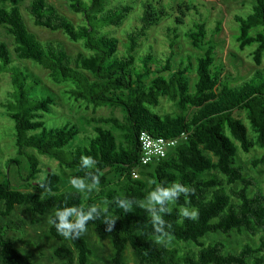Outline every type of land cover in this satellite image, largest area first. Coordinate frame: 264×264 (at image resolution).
Returning a JSON list of instances; mask_svg holds the SVG:
<instances>
[{
    "label": "trees",
    "instance_id": "obj_1",
    "mask_svg": "<svg viewBox=\"0 0 264 264\" xmlns=\"http://www.w3.org/2000/svg\"><path fill=\"white\" fill-rule=\"evenodd\" d=\"M25 1L0 0V27L13 37L16 59L48 71L51 81L57 85L69 84L67 94L84 103L87 109L121 108L126 112L127 124L122 126L114 118H92V123L123 128L125 145L118 143L112 131L98 127L87 147L69 149L80 135L78 126L70 122L61 127L46 126L43 120L56 105L55 98L51 95L33 98L38 83L30 84L26 71L13 67L10 49L0 43V75L10 67L15 69L8 116L14 122L18 153L23 155L24 149L33 150L56 160L63 168L77 169L71 177H84L93 172L100 179L97 198L86 201L80 192L63 191L62 179L57 173L49 172L39 179L43 172L34 155H26L30 169L26 180L33 181L29 184L31 192L3 183L4 173L0 170V203L4 206L0 211V264H37L18 248L12 235L22 233L25 227L22 221L10 220L18 207L33 217H45L57 208L83 206L87 209L92 205L101 211L96 219L88 222L86 229L92 228L100 236L111 238L114 255L110 264H125L128 248L138 264H264V234L259 246L247 243L237 254L228 251L223 242L208 246L203 242L211 234L230 236L237 232L256 237L259 230L264 231V190L255 178L246 175L237 160L239 149L244 154H250L255 147L264 151V74L259 72L254 80L240 87L224 80V65L216 61L217 44L209 39L208 24L202 18L186 35L192 46L203 52L196 58V67L192 56L179 65L174 64L175 47L180 39L178 28L169 30L167 59L160 60L149 53L139 65L136 57L149 32L171 18L176 27L183 25L182 15L185 17L186 11L195 10L194 6L184 9L180 5L174 15L173 8L169 10L162 2L144 4L142 25L127 34L125 54L120 56L119 40L110 33H101L99 28H122L134 10L131 5L110 8V0H91L92 9L82 10L80 1L72 0L74 11L86 17V23L77 26L46 0H31L28 12L36 27L61 32L71 42L82 45L84 51L72 55L61 45L41 42L29 31L21 10ZM255 1L254 13L245 20L240 19L237 41L241 49L256 46L254 57L262 64L264 0ZM221 25L214 35L221 32ZM168 72L171 75L167 78L164 74ZM193 72L197 79L191 91L189 75ZM154 73L158 76L151 78ZM163 98L176 104L177 114L161 117L154 111ZM191 110L194 112L190 117ZM237 112L246 114L251 130L242 119L235 117ZM142 132L169 140L184 133H189V137L165 159L141 166L139 136ZM82 156H90L94 167L82 168ZM263 164L264 154L253 161L254 168ZM139 175L150 181L140 180ZM174 182L193 191L187 201L181 196L164 217L170 240L194 244L199 248L197 252L181 254L170 246V241L156 242L145 210L134 203L131 211L125 212L118 204L120 199L141 201L153 188ZM253 188L255 192L251 194ZM98 198L105 199V207L97 205ZM181 207L196 209L198 219L180 216ZM51 217L52 214L50 221ZM1 218L9 221L2 222ZM106 219L115 220L111 231L107 230ZM49 230L59 243L54 251L59 264H90L93 250L84 233L79 238L66 240L52 224Z\"/></svg>",
    "mask_w": 264,
    "mask_h": 264
},
{
    "label": "rangeland",
    "instance_id": "obj_2",
    "mask_svg": "<svg viewBox=\"0 0 264 264\" xmlns=\"http://www.w3.org/2000/svg\"><path fill=\"white\" fill-rule=\"evenodd\" d=\"M49 4L53 5L62 15L67 17L77 26H82L86 23L84 13H77L72 8V0H46ZM82 10L92 9L91 0H79ZM147 2L157 3L162 2L169 10H172L174 15H177L178 6H184L187 9L189 6H194L196 9L186 11V15H182L184 24L175 26L174 18L163 21L159 26L153 28L145 41L143 48L137 55V62L140 65L142 58L149 53H154L158 59H167L169 54V43L171 41L170 29L178 28L180 39L177 41L175 51L174 64L179 65L188 56L193 57V64L196 67V58L203 54L202 51L195 49L191 41L187 38V33L190 32L195 22L206 20L208 24L209 39H213L217 44V64H223L225 68L224 80H228L233 87H240L243 83L254 80L255 76L262 72L264 74V61L258 64L255 60L254 54L256 46L248 47L245 49L240 48L237 41L240 35V19H246L249 15L254 13L256 5L255 0H110L108 7H115L120 4L131 5L134 10L125 22L124 26L120 29L117 28H99L101 33H110L119 40V54H125L124 45L127 44L126 36L132 30L141 27V18L143 15V7ZM7 6H9L7 4ZM31 6V0H26L21 4V10L25 18L28 29L31 33L43 43H53L64 47L68 53L76 55L83 52L81 44L71 42L66 35L61 32L53 33L47 29L36 27L29 15L28 9ZM172 13V12H171ZM175 17V16H174ZM243 21V20H242ZM221 23V32L214 35L217 27ZM5 43L11 51L13 58V67L20 68L26 71L30 76V84L33 85L37 82L33 98L41 99L43 96L51 95L56 100V105L52 107V111L43 120L48 128H55L64 126L66 123L76 124L80 130V135L73 142L69 148L71 150H82L90 144L91 138L95 135V129L98 127L105 128L114 133L119 144L125 145V130L118 128L112 124H97L92 123V118H114L119 121L122 126L127 124L126 112L121 108L102 107L96 111L87 109L84 103L76 101L71 98L66 90L69 84L57 85L53 83L49 77L48 71L34 65L31 62H20L14 55V39L4 27H0V43ZM156 67H154L155 69ZM159 70V68H157ZM176 70L175 67L172 68ZM15 69L9 70L0 75V170L4 173L2 182L10 187L18 189L22 192H31L29 184L33 183L32 180L27 181L30 174L29 161L27 154L34 155L39 162L42 172L38 178L42 179L49 172L57 173L61 176L63 183V191H76L69 183L73 174L77 169L63 168L54 159L41 156L37 152L29 149H24V154L20 155L16 147V138L14 131V122L8 116V103L11 99V94L14 93L13 75ZM171 73H165V77H169ZM158 74L154 73L151 78L157 77ZM90 79L94 78L90 75ZM196 74L193 72L189 75L191 91L194 90L196 83ZM44 94V95H43ZM159 116L175 115L178 113L176 104L169 102L166 98L161 100L159 108L154 110ZM194 110H191L189 116L191 117ZM236 118H240L250 129L251 125L244 112H237ZM251 130V129H250ZM251 138L253 134L251 133ZM264 154L263 150L254 148L250 154H244L239 149L238 163L245 169L246 175L255 178L259 187L264 190V164L253 167V161L260 158ZM140 180L150 179L146 176L139 175ZM152 183H150L151 185ZM98 190L92 192H80L84 199L97 198ZM255 192L253 188L251 194ZM97 205L105 207L106 201L103 198H98ZM4 209L0 203V211ZM48 213L45 217H33L30 212H26L24 208L18 207L13 213L10 220L22 221L25 224L22 233L15 232L12 235L17 240L18 248L30 255L37 264H59L60 260L55 257L54 251L59 246L50 234V216ZM1 217V216H0ZM2 222H7L9 219L1 218ZM264 231L259 230L256 237L244 233H232L230 236L223 234H211L203 242L209 245L215 242H223L228 251L237 254L245 244H251L254 247L259 246L260 237ZM84 237L89 242L93 256L90 264H110L112 256L114 255V248L110 237H102L94 229L89 228L84 232ZM66 240H69L65 238ZM170 241V246L177 248L181 254L190 251L197 252L199 250L194 244H180L173 240ZM125 264H138L131 248H128L125 254Z\"/></svg>",
    "mask_w": 264,
    "mask_h": 264
},
{
    "label": "clouds",
    "instance_id": "obj_3",
    "mask_svg": "<svg viewBox=\"0 0 264 264\" xmlns=\"http://www.w3.org/2000/svg\"><path fill=\"white\" fill-rule=\"evenodd\" d=\"M94 160L90 156L81 157V167L91 169L94 167ZM43 186V180H41ZM69 183L77 192H92L98 190L100 179L93 172H89L86 176L71 177ZM192 189L188 186L174 182L168 186H158L149 191L143 200L131 201L128 199L118 200V204L125 212L131 211L133 204L136 203L143 208L150 218V223L153 227V233L156 237V242L169 241L171 235L168 231V225L165 216L171 212V205L175 204L181 196L187 201L192 194ZM100 209L95 206H89L85 209L83 206H65L57 208L53 211L51 224L56 231L67 239L79 238L85 231L89 221L96 219L100 214ZM179 215L191 219H198V211L196 209H188L181 207ZM115 220L106 219L108 225L107 230L111 231Z\"/></svg>",
    "mask_w": 264,
    "mask_h": 264
},
{
    "label": "built area",
    "instance_id": "obj_4",
    "mask_svg": "<svg viewBox=\"0 0 264 264\" xmlns=\"http://www.w3.org/2000/svg\"><path fill=\"white\" fill-rule=\"evenodd\" d=\"M188 137L189 133H184L177 139L169 140L142 132L139 136L140 165L148 166L160 162L171 151L175 150L182 141L187 140ZM135 177L138 178V175L135 174Z\"/></svg>",
    "mask_w": 264,
    "mask_h": 264
}]
</instances>
